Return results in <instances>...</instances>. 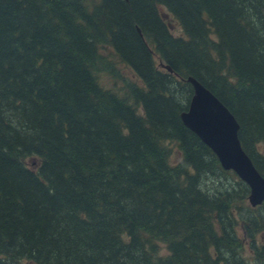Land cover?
<instances>
[{
  "label": "trees",
  "instance_id": "obj_1",
  "mask_svg": "<svg viewBox=\"0 0 264 264\" xmlns=\"http://www.w3.org/2000/svg\"><path fill=\"white\" fill-rule=\"evenodd\" d=\"M106 46L142 84L102 86ZM188 76L264 176V0H0V264H264V203L184 124Z\"/></svg>",
  "mask_w": 264,
  "mask_h": 264
},
{
  "label": "water",
  "instance_id": "obj_2",
  "mask_svg": "<svg viewBox=\"0 0 264 264\" xmlns=\"http://www.w3.org/2000/svg\"><path fill=\"white\" fill-rule=\"evenodd\" d=\"M163 66L172 71L170 65ZM193 96L188 110L181 114L184 124L195 132L218 156L225 170H233L250 187L249 201L264 202V176L243 148L240 122L234 113L197 78L188 76Z\"/></svg>",
  "mask_w": 264,
  "mask_h": 264
},
{
  "label": "rangeland",
  "instance_id": "obj_3",
  "mask_svg": "<svg viewBox=\"0 0 264 264\" xmlns=\"http://www.w3.org/2000/svg\"><path fill=\"white\" fill-rule=\"evenodd\" d=\"M93 1H95L97 3L99 2V0H93ZM159 10L163 14V17H164L166 23L171 26L170 31L175 36H182L183 33H184L183 29H182L180 23L178 22V20L173 15V13L171 11H169V9L167 7H165V6H163V5L159 6ZM102 50H104L105 55H107V56L112 58V60L115 62V65H116L115 67L117 68V71L115 73L116 76L113 75V74H110L108 72H103L101 74L100 82H101L102 86H104L106 89H114L116 92L124 94L125 91L128 89V84H127L128 82H133V83L136 82L138 84H142L140 79L136 77L137 75L135 74V72L133 71L132 68H130L127 64H125L122 61L120 63L119 59L117 58V54L115 53L114 49L111 46H106L105 49H102ZM157 66L159 68L164 69L163 66H161L159 62H157ZM171 146L173 148V153H172V157H171V163L172 164H177V163H179V161L181 159V154H180V151H179V149L177 147V143L176 142H173L171 144ZM259 149H260V151L264 150V143H261L259 145ZM24 160L29 165L34 167L35 170H37L39 168V167L36 168L38 166V164L40 163V159L39 158L34 157V156H31V157L28 156ZM235 175L241 181H243L236 173H235ZM221 182H222V180H221ZM212 185H214V183H210V184L207 183L206 184V186H208V188H211ZM219 185L222 188H229V185L226 184V183H220ZM218 188H215L214 190L217 191V190H219ZM215 191H213L211 189L209 190V192H215ZM160 246L162 248V251L166 252V244L165 243H160Z\"/></svg>",
  "mask_w": 264,
  "mask_h": 264
}]
</instances>
